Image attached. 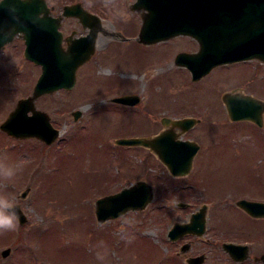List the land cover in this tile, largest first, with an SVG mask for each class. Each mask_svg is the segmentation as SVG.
Returning a JSON list of instances; mask_svg holds the SVG:
<instances>
[{
    "label": "rangeland",
    "instance_id": "rangeland-1",
    "mask_svg": "<svg viewBox=\"0 0 264 264\" xmlns=\"http://www.w3.org/2000/svg\"><path fill=\"white\" fill-rule=\"evenodd\" d=\"M76 1L101 16L107 33L99 36L106 39L79 67L71 90L35 99L60 128L54 142L14 138L0 129V161L19 169L11 179L0 178V194L19 202L27 216L15 230L0 232V250L11 247L7 256L0 254V264H187V255L201 251L208 257L205 264H232L221 241L243 239L258 225L262 230L255 233L264 235V218L253 219L232 206L241 196L264 199V113L262 126L231 120L221 94L232 90L264 99V61L220 63L194 79L175 61L181 51H198L192 36L139 41L142 16L131 9L134 0L48 3L60 11ZM71 28L82 32L75 23ZM114 30L124 37L113 38ZM23 45L15 37L0 49V121L31 91L38 75V67L23 56ZM128 90L148 101V108L108 99ZM73 109L82 113L77 120ZM162 115L201 118L182 133L198 141L199 149L181 177L167 173L149 148L115 143L117 137L157 134ZM138 179L152 184L154 199L143 209L99 221L96 200ZM203 201L210 204L205 233L171 240V225L189 220ZM183 242L190 247L181 253Z\"/></svg>",
    "mask_w": 264,
    "mask_h": 264
},
{
    "label": "water",
    "instance_id": "water-1",
    "mask_svg": "<svg viewBox=\"0 0 264 264\" xmlns=\"http://www.w3.org/2000/svg\"><path fill=\"white\" fill-rule=\"evenodd\" d=\"M132 9L140 11L142 25L137 39L151 42L185 33L199 43L196 52L181 51L176 63L186 65L194 79L200 78L214 65L244 58L256 57L264 61V0H134ZM47 0H0V48L16 35L24 39L25 57L41 64V73L36 79L31 94L19 98L8 112L0 129L18 137L35 136L51 144L60 134L49 114L38 109L35 99L59 88L71 89L76 82L77 68L90 59L96 49V39L102 30L98 16L84 8L81 2L63 5L62 13L51 15ZM76 16L88 32L80 36H67L66 46L62 45V33L58 29L65 16ZM137 94L116 95L113 101L135 103ZM228 115L231 119H250L263 125L264 99L255 95L227 90L222 93ZM74 119L81 115L79 109L72 111ZM198 121L195 117H163L166 125L181 126L186 130ZM115 143L122 145H144L162 157L174 174H186L192 167L193 157L199 144L192 139H181L172 129H164L155 135L117 137ZM23 196L25 192L22 193ZM152 186L144 180L122 187L115 193L96 200V216L99 221L118 217L129 209H143L153 198ZM19 224L27 216L19 202L16 203ZM237 204L252 215H264V202L246 198ZM181 206L184 203H180ZM207 205L203 204L192 212L189 220L175 221L168 230L171 239L186 233L202 235L206 229ZM223 248L233 258H238L242 244L224 241ZM190 247L184 242L179 252ZM8 246L2 256L10 253ZM188 264H202L204 253L187 255Z\"/></svg>",
    "mask_w": 264,
    "mask_h": 264
},
{
    "label": "flooded vegetation",
    "instance_id": "flooded-vegetation-1",
    "mask_svg": "<svg viewBox=\"0 0 264 264\" xmlns=\"http://www.w3.org/2000/svg\"><path fill=\"white\" fill-rule=\"evenodd\" d=\"M62 10V9H61ZM61 10L60 11H56L55 9H54V7H53V9H52V14L54 15V16H57V15H59L60 14V12H61ZM71 23H75V24H77V25H79V26H81V29H82V32H78L77 31V28H71L70 30H68V25L69 24H71ZM60 30L62 31V42H63V44H66V37L68 36V35H70V34H73L74 36H78V35H80V34H83V33H85V30L82 28V24L78 21V19L76 18V17H74V16H67V17H65V18H63L62 19V22H61V25H60ZM105 30V29H104ZM73 31H75L74 33H73ZM105 34L107 33L106 31L104 32ZM112 34V37L113 38H118V37H121V38H123L124 36L121 34V33H119L117 30H114V32H112L111 33ZM17 38H19V37H17ZM22 41H23V43H24V40L22 39V38H20ZM23 48H24V45H23ZM3 49V48H2ZM92 58V57H91ZM90 58V59H91ZM28 60V59H27ZM29 61H31V60H29ZM89 61V60H88ZM33 62V61H32ZM35 65H36V67H38V75L40 74V72H41V64L40 63H36V62H33ZM84 64V63H83ZM82 64V65H83ZM79 67H81V65L79 66ZM79 67H78V69H79ZM77 69V70H78ZM38 75H37V77H38ZM36 77V78H37ZM33 87V86H32ZM61 89H63V88H61ZM32 90V89H31ZM58 90H60V89H58ZM58 90H55V91H53V92H50V93H45V94H42L41 96H45V95H51V94H53V93H55V92H57ZM64 90H66V89H64ZM69 90H71V89H69ZM31 92V91H30ZM29 92V93H30ZM28 93V94H29ZM125 93H132V94H137L140 98L137 100V102H135V103H123V102H117V101H113L112 100V98L114 97V96H116V95H114V96H112V97H110V98H108V99H110V101H112V102H115V103H119V104H123V105H125V106H128V107H131V108H135V107H144V108H146V105H148V101H143L142 99H141V96L137 93V92H134V91H131V90H128V91H122L121 93H119V94H117V95H121V94H125ZM221 97H222V94H221ZM223 100V99H222ZM224 102V101H223ZM224 105H225V107H226V104H225V102H224ZM148 108V107H147ZM146 108V109H147ZM73 110H77V109H73ZM72 110V111H73ZM226 110H227V107H226ZM72 111H71V114H72V116H73V120H77L81 115H82V113H81V115L77 118V119H74V115H73V113H72ZM157 113V112H156ZM154 114L155 113H153V119H154ZM189 116H193V117H195V118H197L198 119V121L196 122V123H198L199 122V120L201 119L200 117H197V116H194V115H189ZM163 117H169V118H173V119H176V118H181V117H184L183 115L182 116H180V117H176V116H174L173 115V117H171V116H169V115H162L161 117H160V123H161V125H162V128L160 129V131L161 130H164V129H168V128H172L176 133H177V137H181V138H183L182 137V133L183 132H185L186 130H182V128H181V126H178V125H173L171 122H169L168 124H164L163 122H162V118ZM154 122H155V119H154ZM156 123V122H155ZM195 123V124H196ZM195 124H193L191 127H193ZM189 129V128H188ZM159 131V132H160ZM159 132H157V133H159ZM156 134V133H155ZM149 135V134H148ZM148 135H146V136H148ZM186 138H188V137H186ZM195 140V139H194ZM198 142V141H197ZM199 143V142H198ZM142 146V145H141ZM143 147H145V146H143ZM147 148H149V147H147ZM199 149V148H198ZM198 151V150H197ZM153 152V151H152ZM154 153V152H153ZM155 154V157L159 160V164L163 167V168H165L166 170H167V173L169 172L170 174H172L174 177H181V176H183V175H186V174H174V173H172L171 171H170V169L168 168V166L166 165V163L163 161V159H162V157H160L157 153H154ZM196 155V154H195ZM138 180H143V179H138ZM137 180V181H138ZM136 181V182H137ZM146 183H148V184H150L149 182H147L146 180H144ZM135 182V183H136ZM151 186H152V184H150ZM152 190H153V194H155V190H154V187L152 186ZM240 198H246V199H249V200H254V201H263L264 202V199H260V198H254V197H244V196H241V197H237L235 200H234V202H233V204H232V206H234L235 208H238L239 210H241L242 212H244L246 215H248V216H250V217H252L253 219H263L264 218V215H252L250 212H248L246 209H244V208H242L241 206H239L238 204H237V200L238 199H240ZM153 199H154V196H153ZM180 203H184V205L185 204H187V202H185V201H178V204L180 205ZM218 203L219 204H223V203H221V201H218ZM202 204H206L207 205V208L206 209H208L209 207H210V204H207V202H202L199 206H201ZM183 205V206H184ZM199 206H197V208L199 207ZM230 206V205H229ZM232 206H230V207H232ZM260 225H258V227H254L253 229H251V228H248V233H246V236L247 237H245V238H243V239H238V238H234V239H229V240H223V241H221V243H220V246H221V248H222V250H223V253L226 255V257L229 259L228 260V262H230V263H232V264H264V235L263 236H259L258 234H256L255 232H257L259 229H261L262 230V228H260L259 227ZM207 227V226H206ZM264 228V227H263ZM207 229V228H206ZM250 230H251V233H250ZM206 231V230H205ZM240 231H242V232H246L245 230H242V228H240ZM205 233V232H204ZM193 235H195V234H193ZM195 236H197V237H199V236H201V235H195ZM205 241L206 242H210V240L207 238V239H205ZM224 241H228V242H234V243H237V244H242L243 246H245V248L244 249H242L241 251H239L238 253H236L237 254V257L238 258H233V256L228 252V251H226L224 248H223V246H222V243L224 242ZM201 253H204V261L202 262V264H205L206 263V260H208V257H207V254L204 252V251H201V252H199V253H195V254H192V255H198V254H201Z\"/></svg>",
    "mask_w": 264,
    "mask_h": 264
},
{
    "label": "clouds",
    "instance_id": "clouds-1",
    "mask_svg": "<svg viewBox=\"0 0 264 264\" xmlns=\"http://www.w3.org/2000/svg\"><path fill=\"white\" fill-rule=\"evenodd\" d=\"M19 169L0 161V178L11 179ZM17 204L7 195L0 194V232L13 231L17 228L19 217Z\"/></svg>",
    "mask_w": 264,
    "mask_h": 264
},
{
    "label": "bare ground",
    "instance_id": "bare-ground-1",
    "mask_svg": "<svg viewBox=\"0 0 264 264\" xmlns=\"http://www.w3.org/2000/svg\"><path fill=\"white\" fill-rule=\"evenodd\" d=\"M105 39H106V38H105L104 36H99V37L97 38V40H96V45H97V46L102 45V43H104Z\"/></svg>",
    "mask_w": 264,
    "mask_h": 264
},
{
    "label": "trees",
    "instance_id": "trees-1",
    "mask_svg": "<svg viewBox=\"0 0 264 264\" xmlns=\"http://www.w3.org/2000/svg\"><path fill=\"white\" fill-rule=\"evenodd\" d=\"M44 145V144H43Z\"/></svg>",
    "mask_w": 264,
    "mask_h": 264
}]
</instances>
